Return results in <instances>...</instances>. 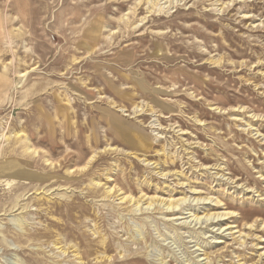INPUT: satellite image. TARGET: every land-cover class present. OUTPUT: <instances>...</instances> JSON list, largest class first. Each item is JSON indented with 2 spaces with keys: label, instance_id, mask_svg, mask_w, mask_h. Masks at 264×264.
<instances>
[{
  "label": "rangeland",
  "instance_id": "1",
  "mask_svg": "<svg viewBox=\"0 0 264 264\" xmlns=\"http://www.w3.org/2000/svg\"><path fill=\"white\" fill-rule=\"evenodd\" d=\"M0 144V264H264V0H0Z\"/></svg>",
  "mask_w": 264,
  "mask_h": 264
},
{
  "label": "bare ground",
  "instance_id": "2",
  "mask_svg": "<svg viewBox=\"0 0 264 264\" xmlns=\"http://www.w3.org/2000/svg\"><path fill=\"white\" fill-rule=\"evenodd\" d=\"M14 143H15L16 146L18 145V142L15 141ZM16 146H13L12 147L13 154H15V153L18 154L19 153V150H18V148ZM23 149H24L25 152H29V151L34 152L32 149L30 150V147H28L27 145H24L23 146ZM2 156H3V146H1V144H0V158ZM17 163L18 162L15 160L14 165L13 164H9V168L8 169L9 170L14 169V167L17 166ZM0 166L2 167V164H0ZM155 170H157V168ZM5 171H6L5 169H1L0 168V174L4 173ZM158 176H160L161 179H167V177H169L170 175L167 174V173L164 174V173L161 172V173H158ZM179 185H180L179 188H181V189H184L186 186L188 187L189 191L187 190L184 193H186L187 195L190 194V197H188V196L185 195V197L179 198V199H174V198H171V197H169V199H164L162 197H157V196L156 197H148L147 194H143L142 193L141 196L136 199L135 196L133 197L131 195H127L126 193H122L121 194L120 193L121 190L117 191V190H115L116 188L115 189L114 188L113 189H109L108 192H107V194L108 195H111V196H115L116 198H118V200L121 202V204H124V205L125 204H128V205L131 206V208H137V209L138 208H142L145 205L147 210H151V209L156 210L158 208L163 210L165 208L167 211H170V210L174 211L177 208L185 205L187 202H189V203L190 202L191 203H194L195 202V203H197V205L200 202H202L203 204L204 203L205 204H212L213 202H215L214 205H217V206H218V204H220V202H219L220 199L217 201V200L212 199L210 197L208 198L206 196L205 197L199 196L201 194V192L199 190H198L199 191L198 192L194 188L192 189V187H190L189 184H185V183L181 182V183H179ZM249 192H256V191H249ZM258 196H260V198H262V200H264L263 195H259L258 194ZM233 216H234V214L233 213H230V212H228V213H222V214H219V213H216V214H214V213L213 214H205L202 217H199V215H197L196 213H193V215H192V217L194 218V221L195 222H198V223H200L202 221H206V222H215V221H217V222H219V221H224V220H227L229 218H232ZM246 219L249 220L250 217H246ZM232 228L233 227L229 226V224L227 223V224L221 226L220 227V230H223V232H226V231H231L232 232V230H233ZM251 228H254L253 227V224L250 226V229ZM230 235L233 236V234H231V233H230ZM240 240H244V239H240ZM240 240H239V242H241L244 245V242L245 241L243 242V241H240ZM203 256L205 257V259H203V260H210L211 259V255L210 254H204ZM220 257H221V255H220ZM79 264H80V262H79Z\"/></svg>",
  "mask_w": 264,
  "mask_h": 264
}]
</instances>
